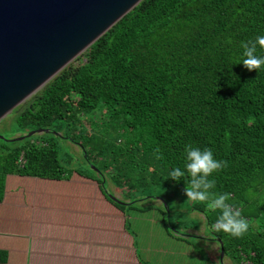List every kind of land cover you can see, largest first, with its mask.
Returning a JSON list of instances; mask_svg holds the SVG:
<instances>
[{
	"label": "trees",
	"instance_id": "16d2710c",
	"mask_svg": "<svg viewBox=\"0 0 264 264\" xmlns=\"http://www.w3.org/2000/svg\"><path fill=\"white\" fill-rule=\"evenodd\" d=\"M257 34H264V0L141 1L11 113L14 134L50 131L0 138V203L11 176L94 181L125 215L153 189L159 199L169 189L185 200L190 178L177 182L168 172L183 167L186 145L207 147L225 162L215 190L230 193L249 222L240 237L210 239L232 264H264V70L240 63V42ZM108 184L129 204L112 199ZM185 201L207 224L219 215L203 201Z\"/></svg>",
	"mask_w": 264,
	"mask_h": 264
},
{
	"label": "crops",
	"instance_id": "0c3cea01",
	"mask_svg": "<svg viewBox=\"0 0 264 264\" xmlns=\"http://www.w3.org/2000/svg\"><path fill=\"white\" fill-rule=\"evenodd\" d=\"M10 182L0 203V264H155V249L126 228L127 215L111 208L96 182L20 176Z\"/></svg>",
	"mask_w": 264,
	"mask_h": 264
},
{
	"label": "water",
	"instance_id": "95a60500",
	"mask_svg": "<svg viewBox=\"0 0 264 264\" xmlns=\"http://www.w3.org/2000/svg\"><path fill=\"white\" fill-rule=\"evenodd\" d=\"M143 0H0V123ZM31 130L1 139L23 140ZM109 196L129 204L118 196ZM167 211L168 204L160 198ZM221 259L224 250H220Z\"/></svg>",
	"mask_w": 264,
	"mask_h": 264
},
{
	"label": "rangeland",
	"instance_id": "374dc122",
	"mask_svg": "<svg viewBox=\"0 0 264 264\" xmlns=\"http://www.w3.org/2000/svg\"><path fill=\"white\" fill-rule=\"evenodd\" d=\"M10 115H7L0 123V132L6 136L14 134L13 127L9 125ZM4 121L6 124H2ZM61 145L75 158L81 156L77 146L68 142H61ZM75 162L77 163L76 160ZM87 169L91 172L96 171L93 166H88ZM112 188L115 195L121 198L122 193L117 192L113 185ZM164 191L167 192L162 193L163 197H161L167 199L171 205V210L166 211L169 219L165 218L160 210L163 206L159 199L161 192L153 189L147 194L151 196L150 198L137 201L133 208H127L126 215L129 220L126 224L127 229L138 230L143 235L141 239L145 240L144 245H152L155 249V264H221L219 261L221 256L216 252L219 244L201 233L205 231L207 223L199 212L189 210L185 200L190 198L186 197L183 200L176 190L169 195L168 192H171L169 189ZM175 230L191 236L179 237ZM225 261L231 263L230 259L225 258Z\"/></svg>",
	"mask_w": 264,
	"mask_h": 264
},
{
	"label": "clouds",
	"instance_id": "9594fccd",
	"mask_svg": "<svg viewBox=\"0 0 264 264\" xmlns=\"http://www.w3.org/2000/svg\"><path fill=\"white\" fill-rule=\"evenodd\" d=\"M241 61L249 71L264 70V34H257L254 39L242 40ZM225 162L217 159L210 148L186 145L183 153V167L175 166L168 172V177L179 182L189 177V186L185 187L187 198L203 201L206 210H219L217 218L205 225L203 233L207 238L214 239L218 233H228L233 237L244 235L249 229V222L238 207L229 202L230 193L215 190L214 174Z\"/></svg>",
	"mask_w": 264,
	"mask_h": 264
}]
</instances>
